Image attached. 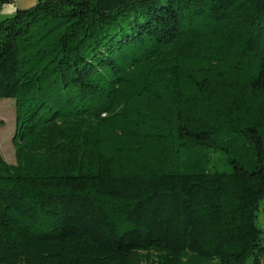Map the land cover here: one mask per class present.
I'll return each mask as SVG.
<instances>
[{"label":"trees","instance_id":"trees-1","mask_svg":"<svg viewBox=\"0 0 264 264\" xmlns=\"http://www.w3.org/2000/svg\"><path fill=\"white\" fill-rule=\"evenodd\" d=\"M4 99L0 264H264V0H38L0 22ZM238 136L253 169L178 170Z\"/></svg>","mask_w":264,"mask_h":264},{"label":"rangeland","instance_id":"rangeland-1","mask_svg":"<svg viewBox=\"0 0 264 264\" xmlns=\"http://www.w3.org/2000/svg\"><path fill=\"white\" fill-rule=\"evenodd\" d=\"M15 9L27 10L37 5L38 0H17ZM5 12H0V22L9 18ZM16 132V101L13 99L0 100V156L9 164H16V152L13 138ZM219 148L194 147L185 149L179 162L178 170L185 174L203 172H231L230 159L238 160L248 169H253L257 161L255 146L244 138L222 137L218 140ZM264 202L257 225L264 232ZM250 258L245 264H251Z\"/></svg>","mask_w":264,"mask_h":264},{"label":"crops","instance_id":"crops-1","mask_svg":"<svg viewBox=\"0 0 264 264\" xmlns=\"http://www.w3.org/2000/svg\"><path fill=\"white\" fill-rule=\"evenodd\" d=\"M14 7H15L14 4H10V5L7 6L6 8L1 9L0 12L4 11V12H5L4 14H5L6 16H10V17H12V16L16 13V11H17V9H15ZM263 210H264V209H263ZM261 211H262V210H261ZM261 230H262V229H261Z\"/></svg>","mask_w":264,"mask_h":264},{"label":"built area","instance_id":"built-area-1","mask_svg":"<svg viewBox=\"0 0 264 264\" xmlns=\"http://www.w3.org/2000/svg\"><path fill=\"white\" fill-rule=\"evenodd\" d=\"M17 3H18L17 0H8V1H3V2H1V0H0V9H4L7 6H9L10 4L16 5Z\"/></svg>","mask_w":264,"mask_h":264}]
</instances>
